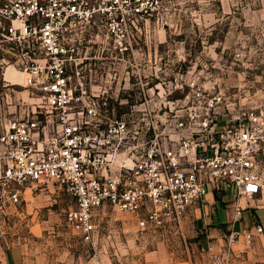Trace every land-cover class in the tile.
<instances>
[{"label": "built area", "instance_id": "2783aa9c", "mask_svg": "<svg viewBox=\"0 0 264 264\" xmlns=\"http://www.w3.org/2000/svg\"><path fill=\"white\" fill-rule=\"evenodd\" d=\"M123 2L129 1L0 4V40L12 55L6 62L27 74L26 84L39 91L38 99L48 112L44 117L0 119V226L20 202L22 189L47 182L73 197L75 204L65 211L64 220L84 241L93 239L97 211L105 205L132 214L142 230L165 232L179 230L182 218L204 198L208 184L218 191L233 185V219L242 214L239 197L260 192L264 105L235 114L226 111L224 94L193 78L184 97L168 107L172 121H163L162 130L152 124L138 135L92 84L87 90L82 81L71 80L72 64L76 67L81 61L68 41L70 31L99 11H115L107 25L115 47L123 53L131 46L134 14L148 13L151 5L134 6L133 16L126 17ZM183 102L190 104L185 107ZM241 233L250 239L262 234L263 226L255 223ZM238 234L232 228L228 242ZM230 244L224 243L218 253L208 245L211 264H229Z\"/></svg>", "mask_w": 264, "mask_h": 264}, {"label": "rangeland", "instance_id": "374dc122", "mask_svg": "<svg viewBox=\"0 0 264 264\" xmlns=\"http://www.w3.org/2000/svg\"><path fill=\"white\" fill-rule=\"evenodd\" d=\"M128 1L121 7L126 17L133 16L134 6H151L142 16L134 14L126 51L115 47L107 30L115 11H99L77 24L68 41L81 61L72 64L71 80L82 81L87 90L92 84L132 131L142 135L152 124L164 129L173 118L171 101L184 97L193 78L221 91L226 111L264 105V0ZM8 48L0 40V119L44 117L48 112L39 91L26 84V73L6 62L12 56ZM258 158L264 201V153ZM21 194L0 226V264L11 243H28L21 264H183L184 259L211 264L194 244L193 214L182 218L179 230L145 231L132 214L105 205L97 211L93 239L84 241L64 220L75 204L67 190L47 182L29 185ZM227 238L218 243H223L220 250L231 243L229 264H264V236ZM40 250L43 258H37Z\"/></svg>", "mask_w": 264, "mask_h": 264}, {"label": "crops", "instance_id": "0c3cea01", "mask_svg": "<svg viewBox=\"0 0 264 264\" xmlns=\"http://www.w3.org/2000/svg\"><path fill=\"white\" fill-rule=\"evenodd\" d=\"M254 194L250 197H239L238 201L243 206L242 214L233 219V204L235 200V188L228 185L225 189L214 190L209 184L204 198L198 207L191 209L194 216L193 233L195 235L196 246L206 254V258L211 262L207 252L208 245L212 246V252L218 253L223 243H218L227 238L232 228L241 230L255 223L263 226L264 236V201L263 194ZM28 243H11L4 250L3 262L8 264H21L26 257V246ZM42 250L37 258H43ZM183 260V259H182ZM183 264H190L188 259L181 261ZM180 262V263H181Z\"/></svg>", "mask_w": 264, "mask_h": 264}]
</instances>
